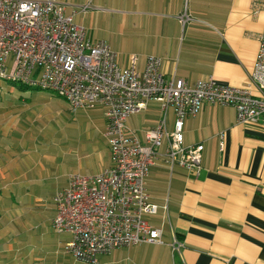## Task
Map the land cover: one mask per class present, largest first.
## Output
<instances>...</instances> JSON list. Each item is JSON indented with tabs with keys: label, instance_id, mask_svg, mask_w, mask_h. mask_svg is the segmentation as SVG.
I'll return each instance as SVG.
<instances>
[{
	"label": "crops",
	"instance_id": "1",
	"mask_svg": "<svg viewBox=\"0 0 264 264\" xmlns=\"http://www.w3.org/2000/svg\"><path fill=\"white\" fill-rule=\"evenodd\" d=\"M54 1L66 4L68 12L90 6L75 21L92 42L104 41L95 35L100 13L110 15L104 23L128 30L133 37L128 45L137 51L116 52L122 68L135 55L143 72L147 58L156 56L166 80L193 85L214 78L222 85L250 86L258 94L250 73L264 11L255 15L253 0ZM184 13L190 18L185 26L179 21ZM55 97L29 95L19 107H0V264H83L65 253L70 237L52 228L53 198L68 175H93L111 165L105 110L72 113L59 97L75 118L69 121L62 111L55 125ZM164 116L172 131L173 110L164 114L159 103L149 102L128 118L126 129L144 142ZM82 126L88 129L84 138L70 134ZM219 134L225 136L223 152ZM184 137L186 146L204 145L199 175L172 171L159 159L147 179L151 200L160 206L148 221L163 230L165 245L117 249L99 256L98 264H264V122L241 126L234 107L206 104L185 121ZM174 240L184 244L180 254L170 247Z\"/></svg>",
	"mask_w": 264,
	"mask_h": 264
},
{
	"label": "built area",
	"instance_id": "2",
	"mask_svg": "<svg viewBox=\"0 0 264 264\" xmlns=\"http://www.w3.org/2000/svg\"><path fill=\"white\" fill-rule=\"evenodd\" d=\"M88 9L68 12L66 4L54 0H0V79L52 92L72 113L104 108L111 165L93 175H68L66 186L54 195L52 221L54 232L70 237L66 254L83 264H98L99 256L117 249L165 245L163 230L148 221L160 206L151 200L147 179L159 159L172 171L199 175L204 145L184 144L187 119L209 104L234 107L241 126L264 122V31L250 73L251 85L258 89L254 94L250 86L222 85L214 78L193 85L166 80L156 56L147 58L143 72L135 55L122 68L107 42H92L76 23L78 12ZM252 11H264V0H253ZM179 21L185 26L190 18L184 13ZM149 102L159 103L164 114L173 110L174 127L168 131L164 116L142 142L126 122ZM218 138L223 152L225 136ZM170 247L180 254L184 244L174 240Z\"/></svg>",
	"mask_w": 264,
	"mask_h": 264
},
{
	"label": "rangeland",
	"instance_id": "3",
	"mask_svg": "<svg viewBox=\"0 0 264 264\" xmlns=\"http://www.w3.org/2000/svg\"><path fill=\"white\" fill-rule=\"evenodd\" d=\"M108 9H110L108 7ZM109 13H100L99 19L95 23V27H97L98 31L95 32V35L100 40L106 41L112 49L119 53L121 56L124 54H130L135 53L137 50L128 45L133 41V37L129 35L128 30H124L122 25L119 23H104L103 19L109 17ZM89 35V34H88ZM31 95L34 97L39 95H54L52 92H49L47 90H41V89H23L21 87L20 83H15L7 80L0 79V107H4L7 105L11 106H17L23 105L25 101H27L28 96ZM54 102V119L55 125L60 124V114L62 111L66 114V116L69 117L70 120H74L75 116L69 113V111H66V106L62 99L59 97H55ZM59 127H61L59 125ZM58 127V128H59ZM76 126H71V130L75 128ZM67 133V132H65ZM72 136H76V138L81 139L84 138L88 134V129L85 126L79 127L77 133H74V130L72 133H70Z\"/></svg>",
	"mask_w": 264,
	"mask_h": 264
},
{
	"label": "trees",
	"instance_id": "4",
	"mask_svg": "<svg viewBox=\"0 0 264 264\" xmlns=\"http://www.w3.org/2000/svg\"><path fill=\"white\" fill-rule=\"evenodd\" d=\"M23 86H25V85H23Z\"/></svg>",
	"mask_w": 264,
	"mask_h": 264
}]
</instances>
